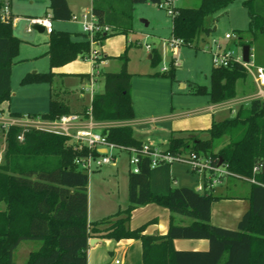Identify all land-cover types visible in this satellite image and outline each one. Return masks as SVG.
Wrapping results in <instances>:
<instances>
[{
	"label": "trees",
	"instance_id": "trees-1",
	"mask_svg": "<svg viewBox=\"0 0 264 264\" xmlns=\"http://www.w3.org/2000/svg\"><path fill=\"white\" fill-rule=\"evenodd\" d=\"M141 1L161 0H93L91 13L98 24L113 29L111 34L98 36L97 40L133 32L134 5ZM235 1H240L247 11L246 34L251 37V41L243 42L241 32L237 31L239 45H248L255 65L264 67V0H196L192 7H176L171 17V36L181 40L182 45L197 46L203 37L213 33L212 26L217 20L214 16ZM1 6L2 0L0 9ZM49 14L52 21H69L72 17L66 0H50ZM208 19L211 24L207 23ZM19 45L11 24L0 21V107L9 99L11 69ZM89 51L86 35L75 40L69 32L53 31L46 52L49 71L28 74L21 83L51 85L53 69L87 59ZM151 54V62H159L156 49ZM117 58L121 62L120 70L100 74L103 91L94 94L90 103L91 116L96 122L133 119L126 51ZM247 79L248 74L238 63L226 67L213 65L210 89L196 86L192 93L206 94L210 104L222 103L234 99L237 82ZM251 90L255 91L253 84ZM55 96L53 92L48 111L40 115L43 119L55 120L71 114L69 106ZM20 132L15 127L7 131L0 163V264H15L13 254L25 241L39 242L40 247L31 251L23 264H87L88 241L93 236L116 241L139 240L142 264H264V98L239 106L231 118L213 121L204 132L206 138L198 136L203 132L198 135L185 132L184 136H171L164 149L172 155L195 153L211 159L213 165L221 161V166L234 175L228 178L250 182V209L235 230L210 222L211 203L223 196L214 189L201 194L189 187H174L170 165L151 168L147 157L140 158L138 173L128 171V206L100 222L88 223L89 176L74 164L80 153L64 136L30 130L24 134L23 142H19ZM101 133L117 145L136 148L142 145L129 126L107 128ZM149 204L170 212L165 235L144 234L154 220L133 230L129 228L131 213ZM173 215L189 218L191 223L176 224ZM113 218L117 219L99 234L97 226L108 224ZM175 239H204L208 241V249L176 250Z\"/></svg>",
	"mask_w": 264,
	"mask_h": 264
},
{
	"label": "rangeland",
	"instance_id": "rangeland-1",
	"mask_svg": "<svg viewBox=\"0 0 264 264\" xmlns=\"http://www.w3.org/2000/svg\"><path fill=\"white\" fill-rule=\"evenodd\" d=\"M191 3L193 2L190 1ZM183 4L182 0L174 1L175 7H181ZM193 4L196 5V2ZM214 17L217 20L212 27L216 26V31L213 32L211 39L204 44L198 42L197 46L196 44L193 46L181 45L176 50L164 49L160 53L159 62L155 63L147 58L146 52L148 51L145 44H150L152 48L162 49L161 39L171 37L172 24V19L167 11L159 8L157 3L141 1L135 4L132 21L133 32L114 34L97 40L94 48L100 58L98 71L102 73L118 72L121 68V62L116 57L126 51V71L131 75L132 84L133 119L131 121H147L144 125L132 126L134 129L133 136L138 141H142L143 144L151 147L155 145L153 148L157 149L163 148L169 135L168 131L174 127L175 123L185 122L191 118H195L197 122L199 121L198 124L204 119L210 120L211 116L209 114L199 113V110L210 104L209 97L206 94H193L192 89L196 86H204L206 90L210 89V72L214 65L213 53L229 50L232 51L234 57L241 54L242 46L239 45L237 31L241 32L243 42L251 41L250 35L246 34L249 23L248 14L246 9L241 6L240 1H235L225 11ZM144 21L147 22V25ZM207 23L211 24L212 22L208 19ZM53 25L56 26V22ZM227 33L233 34L230 42L225 41L224 35ZM36 34V31H33L31 36H36ZM16 37L20 40L25 36L17 33ZM28 37L26 36V39H29ZM40 48L39 44L20 41L18 55L14 58L15 63L11 69L9 99L6 103L4 102L6 111L9 110L19 115H41L46 113L50 96L53 93L51 89H55V97L60 100L58 89L61 86L60 81L56 83L54 81L51 85L44 82L21 83L22 78L28 74L49 71V59L46 56H40ZM35 55H37L36 58H34ZM104 55H110L114 58H107V63L103 64L106 59L103 58ZM172 62L175 63V66ZM79 64L84 68L88 66L87 61ZM163 68L166 69L164 73L162 72ZM65 84L68 88L73 89V92L78 93L81 92V88L84 90L88 87L89 82L83 78L80 80V76H76L65 81ZM103 84V78L94 83L96 93L103 91ZM182 84L185 85L184 88L181 87ZM242 87L244 93H251L252 84L249 79L242 83ZM81 93H84L85 96L88 95L87 91ZM231 117H233L231 112L222 109L213 118L226 119ZM151 120H154V122H151ZM0 143L4 144L1 135ZM128 159V154L118 153L114 166H105L88 175L87 193L91 204L99 205L104 202L123 204L127 196L128 171L132 169ZM170 168L171 174L176 180L175 185L178 187L184 185L196 189L197 185L201 183L200 174L193 172L184 163L173 162ZM225 181L226 185L230 186L225 192L228 195H242L247 191L248 187L242 181L228 177L225 178ZM215 188H218V185ZM218 201L220 200L211 203L210 222L223 225L220 226L221 228L235 230L238 222L233 223L228 219V222H224L226 219L222 214L223 212L221 213V210L217 209ZM181 219L183 221H180ZM175 223L188 225L191 220L176 215ZM36 245L37 242L22 244L15 253V263H24L28 252L25 254L23 250L30 247L33 251Z\"/></svg>",
	"mask_w": 264,
	"mask_h": 264
},
{
	"label": "crops",
	"instance_id": "crops-1",
	"mask_svg": "<svg viewBox=\"0 0 264 264\" xmlns=\"http://www.w3.org/2000/svg\"><path fill=\"white\" fill-rule=\"evenodd\" d=\"M8 1L11 6L12 16L14 18L19 19L15 27L12 26L13 35L16 37V34L20 33L22 36L23 35L25 36V37H22V39H20L21 42L25 41V42H32V44H39L41 47L40 48L41 50L39 53L41 54L40 56L48 57L46 55V52L48 50L49 35L46 34L45 32L43 33L38 32L36 30V27H34L33 31H36L37 34L36 36L34 35L31 36L33 31L30 33H27L26 29L28 27L27 19L45 17L47 14H49L50 0H8ZM66 1L71 11L72 17L69 21H52L53 24L54 22H56V26L53 25V31L69 32L74 35L75 40H80L83 34L81 31V26L78 20H73L72 18L79 19L80 16H82L83 14H91L93 0H66ZM182 1L184 2V4L181 7H192L194 5L193 3L196 2V0H182ZM190 1H192L193 3L190 4ZM33 7L35 8L32 9ZM134 11H135V5H134ZM62 25H65V26L68 25V26L65 27ZM214 31H216V26L213 27V32ZM212 34L209 37H203V38L201 37L202 39L200 43L204 44L205 42H207L209 39L212 38L213 36ZM26 36H29L28 37L29 39H26ZM231 39L229 40L225 39V41L230 42ZM153 49H156L160 55V53L163 52L165 48L163 47L162 49H159V48L153 47ZM146 53H147V58L151 60L152 58L151 52H146ZM240 55L242 56V51ZM36 56L37 55H35L34 58H36ZM103 58H106L105 61L103 62V64H105L107 63V60H108L107 58H114V57L110 55H104ZM83 61L88 62L87 64L88 66H86L85 68L81 67V64H79ZM98 67H99L98 64L96 67L95 64L91 63L87 59H77L62 67L55 68L52 70V72L55 74L53 83L54 81L55 83L57 81L61 82V86L60 88H58L59 93H60L59 98L66 105L69 106L71 110V114H83V111L87 110V108L90 106V103H91L90 96L89 94L85 96L84 93H81V92L86 91L87 87L84 90L81 88L80 89L81 92L75 93L73 92V89L68 88L66 86L65 81L69 80L70 78H75L76 76H80V80L83 78L87 81L90 75L94 73V74H97L95 76V82H97L103 78L102 75H100L102 72L98 71ZM242 83H243L242 81H238L236 84L237 94L235 98L249 96L250 94L253 93V92L244 93ZM103 87H104V84H103ZM181 87L184 88L185 85L182 84ZM131 88H132V84H131ZM51 90L54 93H56L55 89H51ZM212 105L213 104H207L204 108L199 110L200 111L199 113L209 114L211 116L210 120L207 121L206 119H204L201 123L198 124L199 121L197 122L195 118H191L190 120H187L185 122L181 121V122L175 123L174 127L171 128L170 131H168L169 135L167 139L165 140L163 148H158V149L160 150L166 149L168 139L171 136H184L185 132H189V131L195 132V134L197 135L198 133L203 132L199 134L198 136L202 138H206L207 135L204 132L211 127L212 122L222 121L225 119V118H221V119L213 118L214 115L219 110L209 111ZM1 108L5 109L4 103L1 105ZM13 114H18V113H13ZM146 122L131 121V120L124 121L125 126H129L132 129V131L134 130L132 126L144 125ZM151 122H154V120H151ZM105 123H113V122H105ZM139 142L143 144L142 141H139ZM112 165L114 166L115 163ZM170 175L173 180V186L178 187L175 185L176 180L171 174V168H170ZM238 180L245 183L248 187L247 191L243 193L242 195L232 196V195H228L227 193H225L230 187L229 185H226L225 178L221 179V183L218 185V188L214 187V192L220 196H223V198L220 199V201H218L217 209L221 210L220 211L221 213L223 212L222 214L226 219L224 222H228L227 221L228 219V220L233 221V223L234 222L239 223L240 221L239 219H241L242 216L250 209V201L248 200V196L250 194V182L244 179L243 180L238 179ZM180 186L185 187L184 185H180ZM219 204L222 206L220 207ZM127 206H128V175H127V196L123 204L121 203L114 204L111 202L109 203L104 202L102 204L95 205L94 203L91 204L90 198L88 197V203H87L88 223L100 222L101 220L106 219L109 216H112L117 211L124 210ZM170 217H171V214L168 211V209L160 207L155 204H149L146 206L138 207L131 213L130 219L128 221V226L130 229L133 230V229H136L154 220L153 223H150L146 227L144 234L165 235L168 231ZM116 219L117 218H113L110 223L97 226L99 230L98 233L103 234L106 231V229L109 228ZM173 219L175 221L176 215H173ZM180 221H183V220L181 219ZM211 224L217 227L223 226L217 223H212V221H211ZM91 238L99 239L100 242L95 243L93 246L88 245L87 264H113L115 260H119L120 264H142V246L139 240L124 239V240L116 241L113 239H101L99 237H94V236ZM32 242L33 241L22 242L19 245V247L24 243H32ZM39 247H40V243L37 242L35 250H37ZM173 247L176 250H184V251H206L208 249V241L204 239H175L173 241ZM17 249L15 250L13 254V259H14ZM30 250L32 251L30 247H26V250L25 249L23 250L25 254L28 252L24 260H26L28 254L31 252ZM14 263H15V260H14ZM15 264H23V263L20 262V263H15Z\"/></svg>",
	"mask_w": 264,
	"mask_h": 264
},
{
	"label": "built area",
	"instance_id": "built-area-1",
	"mask_svg": "<svg viewBox=\"0 0 264 264\" xmlns=\"http://www.w3.org/2000/svg\"><path fill=\"white\" fill-rule=\"evenodd\" d=\"M174 1L175 0H161L157 3V6L165 9L168 15L173 17L175 15L174 9L176 8L174 6ZM72 19L78 20L82 33L86 35L89 41L90 51L87 60L97 67L98 61H100L99 54L94 48L97 44V37L111 34L113 29L109 26L99 25L92 13L83 14L79 19ZM0 21L5 24L9 23L13 27H15L16 23L19 21L18 18L12 16L11 6L8 0H2ZM27 22V33L32 32L36 26L43 27L44 32L48 35L53 32V22L50 14H47L45 17L27 19ZM224 38L229 40L233 38V35L227 33L224 35ZM161 42L166 50H176L182 45L181 40L172 36L168 39L161 40ZM145 48L148 52H151L153 49L150 44H145ZM212 60L216 67H226L230 63H238L248 74L249 79L255 87V91L249 96L213 104L209 111L225 109L234 116L239 106L247 105L254 99L264 98V67L255 65L252 50H250L248 62H244L241 55L234 57L232 51L229 50L222 51L221 53H213ZM172 64L175 66V63L172 62ZM162 72H166V69L163 68ZM96 75L97 74L92 73L87 80L89 85L86 91L90 96V102L95 94L94 83ZM121 126H125L124 121L113 123L94 121L91 116L90 106L87 108L85 114H69L55 120L43 119L40 115H13V113L0 107V135L4 141V144L0 143V163L6 146L5 135L10 128L15 127L19 128L21 131L17 136L19 142H23L24 134L30 130L48 132L68 138L74 150L80 153L74 161L77 170L87 175L105 166L116 163L118 153H126L129 156V165L132 166V169L129 171L133 173H138V163L141 157L150 159L151 168H155L160 164L171 165L173 162L186 164L193 172H198L200 174L202 178L201 183L197 185L194 190L201 194L205 191L214 189L215 186L221 183V179L234 177L224 166L219 164L213 165L211 159L198 156L195 153L172 155L164 150L153 148L147 144H142L139 148L126 147L109 142L101 133L103 129ZM81 152H83V154ZM256 170L257 168L254 169V171ZM113 264H120V261L115 260Z\"/></svg>",
	"mask_w": 264,
	"mask_h": 264
},
{
	"label": "water",
	"instance_id": "water-1",
	"mask_svg": "<svg viewBox=\"0 0 264 264\" xmlns=\"http://www.w3.org/2000/svg\"><path fill=\"white\" fill-rule=\"evenodd\" d=\"M144 23L147 25V22L144 21ZM36 30L40 33L44 32V29L41 26H36ZM249 55H250V47L248 45H244L242 47V60L244 62H248L249 61ZM219 165H221V161L219 162ZM98 242H100L99 239L90 238L88 241V245L93 246L95 243H98Z\"/></svg>",
	"mask_w": 264,
	"mask_h": 264
}]
</instances>
